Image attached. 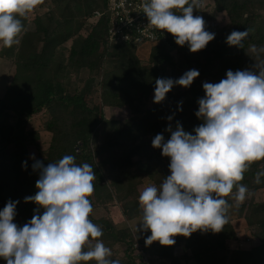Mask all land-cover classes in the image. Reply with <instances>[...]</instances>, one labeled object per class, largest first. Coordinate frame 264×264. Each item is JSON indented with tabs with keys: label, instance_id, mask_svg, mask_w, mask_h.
<instances>
[{
	"label": "trees",
	"instance_id": "1",
	"mask_svg": "<svg viewBox=\"0 0 264 264\" xmlns=\"http://www.w3.org/2000/svg\"><path fill=\"white\" fill-rule=\"evenodd\" d=\"M214 2L217 10L228 15L231 28L218 33L214 25L206 24L215 38L195 53L187 44L177 45L173 35L144 46L110 42L107 0H40L47 10L31 20L29 12L20 17L24 25L20 43L11 48L2 45L0 51L14 63L12 77L0 94V211L9 200L19 201L14 222L23 227L39 207L24 200L38 191L39 170L32 168L35 160L47 166L64 155H73L78 165L88 163L96 174L89 197L93 207L89 219L102 228L100 239L111 249V259L139 264L135 244L146 246L151 232L125 221L143 214L140 185L148 179L159 187L171 174L170 158L152 146L153 138L163 134L165 140L170 139L171 133L165 129L171 124L175 130L177 121L194 135L193 129L203 123L195 115L197 101L205 95L203 83H219L229 69L251 68L255 63L251 45L264 46V0ZM96 10L101 11L97 18ZM247 29L249 35L242 48L226 43L232 31ZM142 47L148 51L145 60L139 55ZM83 69L88 70L85 77L81 76ZM191 69L200 75L190 87L174 86L162 102H154L157 78L178 79ZM107 106L122 109L124 114L109 117ZM42 111L48 113L43 129L52 133L45 148L39 145L41 129L28 127L30 118ZM31 144L38 147L35 160ZM25 161L27 166L23 167ZM261 170L264 160L253 162L238 182L248 187L250 197L236 201L235 187L224 197L231 208L223 231L176 236L172 246H162L158 241L149 245L155 247L162 264H264V200L254 197L264 189V177L259 184L254 182L255 173ZM115 203H119L118 217L112 209ZM100 206L106 213L97 215L94 211ZM43 211L39 208V214ZM234 215L244 219L257 239L255 243L248 247L230 245L238 235Z\"/></svg>",
	"mask_w": 264,
	"mask_h": 264
},
{
	"label": "clouds",
	"instance_id": "2",
	"mask_svg": "<svg viewBox=\"0 0 264 264\" xmlns=\"http://www.w3.org/2000/svg\"><path fill=\"white\" fill-rule=\"evenodd\" d=\"M38 2L0 0V41L5 47L20 43L24 29L20 17ZM200 6V0H145L142 7L148 23L166 30L177 45L187 44L195 53L215 38V33L206 30L203 17L193 14ZM249 31H232L226 43L242 48ZM249 51L255 57L251 68L229 69L219 83H203L205 95L198 99L195 112L203 123L193 129L194 135L177 121L175 130L171 124L165 129L171 133L170 139L165 140L163 134L153 138L152 146L170 158L171 174L159 187L149 185L139 195L143 213L140 230L151 232L146 246L157 241L172 246L174 237H190L196 231L219 233L229 221L231 208L224 197L232 194L234 187L233 199L238 202L251 195L248 187L238 182L253 162L264 160V46L253 44ZM199 75L191 69L178 79L157 78L154 102H162L174 86L190 87ZM32 168L39 170L38 191L24 200L39 207L23 227L14 222L19 201L9 200L0 211V258L6 264H80L92 260L120 264L111 259V249L100 239L102 228L89 219L93 211L89 197L96 179L93 167L78 165L73 155H64L47 166L35 160ZM261 177L264 170L255 173L254 182L259 184Z\"/></svg>",
	"mask_w": 264,
	"mask_h": 264
},
{
	"label": "rangeland",
	"instance_id": "3",
	"mask_svg": "<svg viewBox=\"0 0 264 264\" xmlns=\"http://www.w3.org/2000/svg\"><path fill=\"white\" fill-rule=\"evenodd\" d=\"M200 4L201 6L194 10L195 15L202 16L206 24L214 25L215 30L218 33L229 31V29L231 28L230 19L225 11H219L216 9L214 0H200ZM45 10H47V7L41 5L40 0H39V2L34 6V8L30 10L28 13L30 20L33 19L36 14L43 13ZM69 44H70V41L67 42V45ZM2 45H3V42L0 41V51H1ZM173 52L176 55L175 51ZM147 54H148L147 48L142 47L139 49V55L141 56L143 60L147 58ZM12 59L13 58L2 57L0 53V94L1 95L4 94L6 86L12 77V73L14 70V63ZM87 74H88V70L83 69L81 76L85 77L87 76ZM105 112L107 116L109 117L114 116V115L116 116L119 114H124V111L122 109H115V108H112L111 106H107ZM47 114L48 113H45V111L34 114L28 122L29 128L41 129L39 145L42 148H45L49 145L50 140H51V134H52L50 131H46L43 129L42 123L44 119L48 116ZM29 149H30L31 154L35 155L38 153V147L35 144H31L29 146ZM149 182L150 181L146 179L145 184L143 185L141 184L140 188L143 190L145 187L152 185ZM254 197L256 200H264V189H260L257 192H255ZM115 204H112L113 205L112 209L114 211V217L116 216L118 217V206L117 205L119 203H115ZM94 212L97 215H101L103 213H106V209L100 206L96 208ZM142 216L143 214L136 216L132 219H129L125 222L129 224L131 227L138 226L142 222ZM233 217H234L233 218L234 222L237 226L238 235L235 239H232L229 241L230 245L248 247L251 244L255 243L257 239L253 238L251 230L247 228L246 225L244 224V219L237 218L235 217V215ZM121 224L122 223H120V225ZM122 246L124 247L125 244L123 243ZM134 254L139 264H142V262L144 261L149 262V264H162L163 262V260L156 254L155 247L153 246L143 245L141 247H138L137 245H135ZM4 261L5 260L3 258H0V263Z\"/></svg>",
	"mask_w": 264,
	"mask_h": 264
},
{
	"label": "built area",
	"instance_id": "4",
	"mask_svg": "<svg viewBox=\"0 0 264 264\" xmlns=\"http://www.w3.org/2000/svg\"><path fill=\"white\" fill-rule=\"evenodd\" d=\"M145 0H107L109 12L108 39L110 42H131L139 46L160 42L170 35L166 30H158L148 23L143 13ZM101 14L96 10L95 18ZM141 247L140 243H136ZM146 264L149 262L144 261Z\"/></svg>",
	"mask_w": 264,
	"mask_h": 264
},
{
	"label": "crops",
	"instance_id": "5",
	"mask_svg": "<svg viewBox=\"0 0 264 264\" xmlns=\"http://www.w3.org/2000/svg\"><path fill=\"white\" fill-rule=\"evenodd\" d=\"M148 246V245H147Z\"/></svg>",
	"mask_w": 264,
	"mask_h": 264
}]
</instances>
